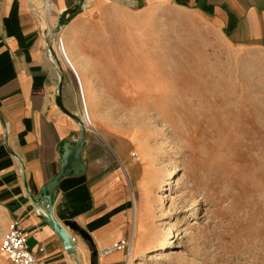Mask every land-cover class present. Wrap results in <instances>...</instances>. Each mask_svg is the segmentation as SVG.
I'll use <instances>...</instances> for the list:
<instances>
[{"label": "crops", "instance_id": "0c3cea01", "mask_svg": "<svg viewBox=\"0 0 264 264\" xmlns=\"http://www.w3.org/2000/svg\"><path fill=\"white\" fill-rule=\"evenodd\" d=\"M146 17L185 23L206 61L228 58L264 76V0H0V235L16 219L42 264H125L150 245L144 150L115 126L88 129L80 106L83 97L121 101L128 86L120 80L129 70L113 66L128 65L129 49L99 23ZM82 127L81 164L58 180L52 205L74 255L43 220L38 196ZM120 241L129 247L112 248ZM0 264H11L1 250Z\"/></svg>", "mask_w": 264, "mask_h": 264}, {"label": "rangeland", "instance_id": "374dc122", "mask_svg": "<svg viewBox=\"0 0 264 264\" xmlns=\"http://www.w3.org/2000/svg\"><path fill=\"white\" fill-rule=\"evenodd\" d=\"M106 22L98 29L129 49L113 66L129 70L128 86L121 101L90 104L101 126L139 135L154 167L150 245L125 264H264L263 74L206 61L180 21Z\"/></svg>", "mask_w": 264, "mask_h": 264}, {"label": "water", "instance_id": "95a60500", "mask_svg": "<svg viewBox=\"0 0 264 264\" xmlns=\"http://www.w3.org/2000/svg\"><path fill=\"white\" fill-rule=\"evenodd\" d=\"M84 130L81 128L80 139L74 145L65 142L63 144V153L60 159V171L49 182L44 184L39 192L38 200L42 203L43 220L51 227L57 237L61 240L63 247L76 255L74 244L67 229L58 222L52 213V205L57 193V182L64 176L76 173L74 167L81 164L80 153L83 145Z\"/></svg>", "mask_w": 264, "mask_h": 264}, {"label": "built area", "instance_id": "2783aa9c", "mask_svg": "<svg viewBox=\"0 0 264 264\" xmlns=\"http://www.w3.org/2000/svg\"><path fill=\"white\" fill-rule=\"evenodd\" d=\"M45 7H48V3L45 4ZM129 244L128 241H120L114 244L112 248L129 247ZM0 250L6 254L11 264H42L36 260L34 254L27 247L25 236L16 219H11L3 233Z\"/></svg>", "mask_w": 264, "mask_h": 264}, {"label": "bare ground", "instance_id": "6f19581e", "mask_svg": "<svg viewBox=\"0 0 264 264\" xmlns=\"http://www.w3.org/2000/svg\"><path fill=\"white\" fill-rule=\"evenodd\" d=\"M62 46V47H61ZM57 48L58 49H62V51H64L63 50V45L60 43V39L58 38L57 39ZM64 53H66V52H64ZM66 56V55H65ZM82 106H83V112H82V119H83V121L85 122V123H87V124H89V125H91L92 127H93V129L95 130V131H98L97 129H98V127L99 126H101V125H103V124H101L96 118H97V115L95 114V111H94V109H93V106L89 103V102H87L86 101V98L85 97H83V102H82ZM146 110H148V108H146ZM140 131V130H139ZM165 132V131H164ZM162 134V133H161ZM164 135V134H163ZM131 137H133V136H131ZM135 140H137L138 141V145H139V147L142 149V148H144L145 150L146 149H148L147 147H146V145H142L141 146V144H142V140H141V137L138 135V136H135V138H134ZM137 144V143H136ZM146 159H147V164H146V166H147V169H146V176H145V178H143L144 179V181H140V182H142L143 183V190H144V195H145V198H146V204H147V206L149 205V195H148V190H149V180H150V178H151V176H153V161L151 160V158L149 159L148 157H146ZM144 166V165H143ZM142 171V170H141ZM143 174V173H142ZM144 177V176H143ZM139 179H141V178H139ZM138 180V179H137ZM142 180V179H141ZM138 183V182H137ZM176 184H177V182H176ZM175 185V184H174ZM142 186V185H141ZM176 188V187H175ZM142 194H143V192H142ZM145 201V200H144ZM147 209H148V207H147ZM136 239V238H135ZM171 243H173V240L171 241ZM169 246H166V248H168ZM131 250H132V248H131ZM151 254V253H150ZM130 258H132V252L130 251ZM129 258V259H130Z\"/></svg>", "mask_w": 264, "mask_h": 264}]
</instances>
